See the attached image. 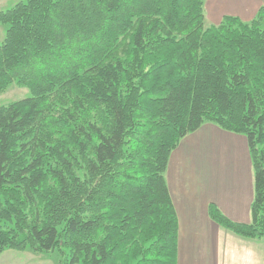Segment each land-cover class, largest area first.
Masks as SVG:
<instances>
[{"label":"trees","instance_id":"16d2710c","mask_svg":"<svg viewBox=\"0 0 264 264\" xmlns=\"http://www.w3.org/2000/svg\"><path fill=\"white\" fill-rule=\"evenodd\" d=\"M264 19L206 24L204 0H21L0 11V252L57 264H176L165 172L204 123L243 135L264 237Z\"/></svg>","mask_w":264,"mask_h":264},{"label":"crops","instance_id":"0c3cea01","mask_svg":"<svg viewBox=\"0 0 264 264\" xmlns=\"http://www.w3.org/2000/svg\"><path fill=\"white\" fill-rule=\"evenodd\" d=\"M260 9L264 12V0H204L206 24L225 15L250 21ZM165 178L178 218L176 264H228L226 245L250 243L237 242L208 215L212 203L231 221H250L253 172L244 136L203 124L171 152Z\"/></svg>","mask_w":264,"mask_h":264},{"label":"rangeland","instance_id":"374dc122","mask_svg":"<svg viewBox=\"0 0 264 264\" xmlns=\"http://www.w3.org/2000/svg\"><path fill=\"white\" fill-rule=\"evenodd\" d=\"M0 1L3 2V4L0 5L1 7L0 11H2L3 9L4 10L8 9L13 4H15L16 2L14 3V1L18 2L21 0H14V1L13 0H0ZM262 27L264 28V19L262 22ZM4 31H5V26L2 23H0V42L2 41L4 37ZM29 93H30V90L28 87L20 85L19 83L14 81L6 87V90L4 92L0 93V106L6 105L9 102L15 101L17 99L24 98L28 96ZM204 124H212V123H204ZM180 142L178 143V145L180 144ZM178 145L172 150V152L178 147ZM247 153L250 158L248 148H247ZM236 223H239V222H236ZM221 229L228 232L227 235L229 234L234 238L236 236V239L238 240L237 242H241L242 240H244V242L250 241V243L249 242L243 243V246L236 245L233 247L229 244L226 245L224 252H225V255L228 254L226 255L228 256L227 258L229 259V260L227 259L226 261L228 264H233L232 257L247 258L248 260L247 263L237 262L236 264H264V237L256 238L252 240L244 239L243 237L236 235L229 230H226L224 228H221ZM57 262H58V255L55 251L40 253V252H35L34 250L30 248H25L22 250L5 249L0 252V264H3V263L5 264H57Z\"/></svg>","mask_w":264,"mask_h":264}]
</instances>
